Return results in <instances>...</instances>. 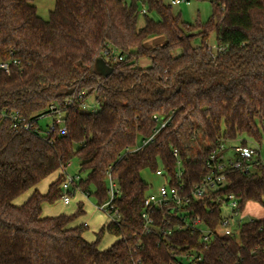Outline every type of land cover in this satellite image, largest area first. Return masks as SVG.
I'll list each match as a JSON object with an SVG mask.
<instances>
[{"label": "trees", "instance_id": "16d2710c", "mask_svg": "<svg viewBox=\"0 0 264 264\" xmlns=\"http://www.w3.org/2000/svg\"><path fill=\"white\" fill-rule=\"evenodd\" d=\"M138 1L55 0L45 21L31 0H0V62L10 64L0 70V264H264V219L241 222L209 243L199 232L178 231L174 220L166 226L161 211L154 215L158 231L145 234L142 219L151 190L144 171L162 169L176 185L180 160L179 181L190 190L212 172L210 155L222 143L262 145L264 0H214L210 19L196 25L162 0H142L158 19L146 15L141 28ZM213 32L215 51L207 44ZM151 37L164 42L150 48ZM110 53L123 60H109ZM83 90L95 96L96 111L65 106ZM53 103L65 110L66 136L46 134L39 121L35 132L16 131L1 115L38 118ZM155 116L171 122L138 150L158 129ZM75 159L85 175L78 189L97 206L109 200V177L119 189L121 222L102 228L92 243L84 237L88 227L77 225L80 207L43 215L45 204L61 200L66 177L60 173L46 193L39 186ZM227 181L214 199L235 195L242 213L249 203L264 204V165ZM213 205L205 199L188 210L215 232L223 215L220 206L206 209ZM106 234L117 241L101 250ZM189 252L195 261L182 262Z\"/></svg>", "mask_w": 264, "mask_h": 264}, {"label": "built area", "instance_id": "2783aa9c", "mask_svg": "<svg viewBox=\"0 0 264 264\" xmlns=\"http://www.w3.org/2000/svg\"><path fill=\"white\" fill-rule=\"evenodd\" d=\"M173 5H182L187 3L188 0H175ZM144 15L147 12L144 11ZM109 60L113 62L122 61L123 57H117L113 53L107 55ZM14 64H17L15 61ZM0 70L10 71V64L7 62H0ZM94 97V102H91L90 98ZM75 102L80 104V107L84 111H96L98 104L96 103L95 96L89 94L88 91L83 90L80 93H74L65 101V106H71ZM2 118L10 123L13 130L16 131H36V121L41 119L51 118L52 123L48 127L46 134H52L58 132L62 136L67 135V129L65 127V110L57 104H51L48 106L46 113L36 118L34 115L30 119H26L21 115L19 111H2ZM158 123V129L154 134L143 140L138 150L154 142L155 136L164 128H166L170 122L171 117L166 119H159L154 117ZM229 144L222 143L220 147L211 153L208 167L212 169V172L202 180L201 183L194 185L190 190L185 188L184 184L180 183V179L183 175L181 161H178L177 173H176V185H172L171 177L165 173L162 169H159L156 174L166 179V183L162 185L157 192H150L146 195L144 201V209L142 211V219L144 222L143 232L150 234L153 231H158L155 225V211H161L163 213V221L166 226L172 225V221H176L174 227L178 231H188L192 234L201 233L203 235V242L209 243L215 236H230L238 230V226L241 223L239 218L242 216L240 212L239 200L235 195H227L223 198L214 199L213 195L228 185L227 176L233 172H252L256 165H264V159L261 149L254 145H235L229 147ZM229 150L233 151V156H228ZM174 154L179 158L178 150H174ZM66 171V170H65ZM65 171L62 173L66 179L61 186V201L64 205L68 206L72 202V197L78 189V183L81 180V176H69ZM109 200L102 206H97L98 210L104 213L109 220V224H120L121 216L118 210L115 208V200L119 197V189L117 184L109 177ZM81 192V191H80ZM205 199H211L213 206H206V209L213 211L215 205L220 206L221 211L224 205L229 207V214H225L222 211L223 221L215 230L211 231L206 226L203 218L195 214L193 211L188 210V207L193 203H200ZM85 227H89L88 224H84ZM223 228V232L219 233V229ZM167 234H170L166 230ZM197 258L195 252H189L182 262L193 263Z\"/></svg>", "mask_w": 264, "mask_h": 264}, {"label": "rangeland", "instance_id": "374dc122", "mask_svg": "<svg viewBox=\"0 0 264 264\" xmlns=\"http://www.w3.org/2000/svg\"><path fill=\"white\" fill-rule=\"evenodd\" d=\"M127 4H130L132 0H124ZM173 1L175 0H162L165 5L171 6L173 13L175 15H180L182 20L188 24L196 25V24H203L206 23L210 17L212 16V8H213V1L214 0H188V4L182 5H173ZM31 4L37 8L38 15L43 20L48 21L50 18L51 12H53L55 8V0H31ZM138 6L140 8V16H139V24L138 26L141 28L144 25V11L147 12L149 17L154 19H158V16L155 13H150L149 8L142 2V0L138 1ZM164 42V38L161 39L159 37H151L146 41V46L154 47L156 44H162ZM192 44L194 47H199L202 44V39L200 37H195L192 40ZM207 44L209 47L215 51L217 49V35L215 32L209 35L207 39ZM148 61H142V65H147ZM91 102H94V97L90 98ZM40 126H42L45 130L51 125L52 120L51 118L41 119L39 121ZM264 135V131H263ZM139 144L141 142L139 141ZM239 145V144H237ZM229 147H234L233 145H228ZM261 149L263 159H264V138L262 145H254ZM228 156H233V151L229 150ZM66 174L69 176H81L85 178V175L80 172V162L78 159L73 160V162L68 166L66 169ZM143 180L151 185V192H157L159 188L166 183V179L162 176L157 175L156 173H152L149 170H146L142 173ZM55 180V177H49L48 179L44 180L39 189L42 193H46L48 191L49 185ZM24 201H17V204H23ZM97 199L95 197L86 198L83 193L80 191L76 192L75 195L72 197V202L70 205L66 206L63 204L61 200L56 202L55 204H45L44 206V214L45 216H59L62 214L65 215H72L75 214L79 207L80 209L85 212L83 213L82 217L79 219L81 224L88 223L89 228L87 229L86 233L84 234L85 239L92 243L96 240V235L99 231L108 225V217L100 212L97 209ZM222 211L225 214H229V207L224 205L222 207ZM264 219V204L259 203H249L247 204L245 211L242 213V216L239 218L241 222H249L254 220H262ZM223 232V228L219 229V233ZM114 239L111 241L109 235H106L103 242L100 245V249H105L111 246Z\"/></svg>", "mask_w": 264, "mask_h": 264}, {"label": "crops", "instance_id": "0c3cea01", "mask_svg": "<svg viewBox=\"0 0 264 264\" xmlns=\"http://www.w3.org/2000/svg\"><path fill=\"white\" fill-rule=\"evenodd\" d=\"M145 16V15H144ZM60 173H62V171H60L59 173H57V174H55L54 175V177H55V179L58 177V175L60 174ZM40 187V186H39ZM30 195H31V192L30 193H28V194H26L25 196H23V197H21L20 199H18V201H26L29 197H30ZM86 197V196H85ZM87 198V197H86ZM23 202V203H24ZM21 204V203H20ZM45 206V205H44ZM98 209V208H97ZM43 215L45 216V214H44V207H43ZM49 217H55V216H49ZM109 223V222H108ZM81 224V222H79L78 221V224L77 225H80ZM83 224V223H82ZM85 224H88V223H86L85 222ZM84 225V224H83ZM89 226V225H88ZM106 227V226H105ZM89 228V227H88ZM106 235H108V234H106ZM105 235V236H106ZM105 236H104V238H105ZM110 236V235H109ZM110 238H111V241L114 239V242H116L117 241V238H115V237H112V236H110ZM104 240V239H103ZM103 242V241H102ZM114 242H112V244L114 243ZM111 244V245H112ZM106 249V248H105ZM101 250H103V249H101Z\"/></svg>", "mask_w": 264, "mask_h": 264}]
</instances>
